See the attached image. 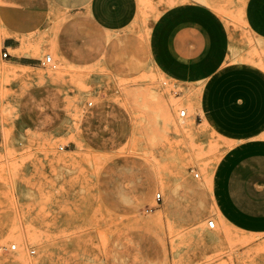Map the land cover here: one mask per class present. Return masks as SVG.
Masks as SVG:
<instances>
[{"label": "rangeland", "instance_id": "374dc122", "mask_svg": "<svg viewBox=\"0 0 264 264\" xmlns=\"http://www.w3.org/2000/svg\"><path fill=\"white\" fill-rule=\"evenodd\" d=\"M65 1L50 0L56 24ZM128 1L100 15L104 46L85 62L48 35L41 60L54 68L14 64L0 29V264H264V232L215 210L211 173L227 144L196 118L193 86L151 56L161 16L197 4L223 22L226 61L264 60V0Z\"/></svg>", "mask_w": 264, "mask_h": 264}, {"label": "crops", "instance_id": "0c3cea01", "mask_svg": "<svg viewBox=\"0 0 264 264\" xmlns=\"http://www.w3.org/2000/svg\"><path fill=\"white\" fill-rule=\"evenodd\" d=\"M128 2L95 0L88 14L82 0H68L57 7L56 24L50 0H0L2 48L9 62L32 66L50 47L44 38L53 35L52 47L68 62L92 60L104 46L100 15L110 4L124 13ZM160 23L153 30L154 64L192 91L208 83L196 118L205 132L228 142L211 173L216 213L229 227L264 232V60L226 61V28L207 7H173Z\"/></svg>", "mask_w": 264, "mask_h": 264}, {"label": "built area", "instance_id": "2783aa9c", "mask_svg": "<svg viewBox=\"0 0 264 264\" xmlns=\"http://www.w3.org/2000/svg\"><path fill=\"white\" fill-rule=\"evenodd\" d=\"M2 56L3 57H8L9 56V54H8V52L6 51V50H3V52H2ZM40 63L42 64V65H49V66H51L52 68H54L55 66H56V64L54 63V60L52 59V56H50V55H45V57H44V59L43 60H40ZM185 109H181L180 111H179V115L180 116H185ZM155 198H156V200H158L159 198H160V193H157L156 195H155ZM215 222H214V220H212V219H209L208 221H207V227L208 228H213L214 227V224Z\"/></svg>", "mask_w": 264, "mask_h": 264}, {"label": "bare ground", "instance_id": "6f19581e", "mask_svg": "<svg viewBox=\"0 0 264 264\" xmlns=\"http://www.w3.org/2000/svg\"><path fill=\"white\" fill-rule=\"evenodd\" d=\"M50 55V54H49ZM228 66H232V65H228ZM15 70V69H14ZM207 84L208 83H204L201 87H199V88H197L196 90H194V91H192L191 93H194L196 96H199L200 98L203 96V94H204V91H205V89H206V87H207ZM178 101V100H177ZM176 102V100L174 101V103ZM181 109H179V111H180ZM230 143H231V141H229ZM226 143H228V142H226ZM226 145V144H225ZM202 171L204 172V167L202 166ZM215 224V223H214ZM215 226V225H214ZM21 236H22V234H21ZM32 236V235H31ZM32 238V237H31ZM26 239V238H25ZM8 240V239H7ZM24 240V239H23ZM2 241H4L3 239H2ZM1 241V242H2ZM30 241V240H29ZM20 247V246H19ZM17 257V256H16ZM15 257V258H16ZM24 258V257H23ZM18 259V258H17ZM16 259V260H17ZM19 260V261H18ZM17 261L18 262H20V260H22V259H18ZM24 261H26L25 260V258H24ZM34 261V260H33Z\"/></svg>", "mask_w": 264, "mask_h": 264}]
</instances>
